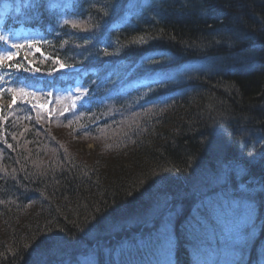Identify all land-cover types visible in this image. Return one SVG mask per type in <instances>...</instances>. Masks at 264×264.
<instances>
[{"label":"trees","instance_id":"1","mask_svg":"<svg viewBox=\"0 0 264 264\" xmlns=\"http://www.w3.org/2000/svg\"><path fill=\"white\" fill-rule=\"evenodd\" d=\"M188 1L175 0L157 9L159 15L103 49L98 39L104 32L102 16L113 0H98L89 4L92 10L99 4L95 23L86 32L67 25L51 61L59 63L73 50L80 53L82 63L112 54L127 59V52L153 43L167 44L177 56H205L229 44L236 20L258 36L262 45L258 55L248 51L251 63L243 69L226 76L219 72L202 76L193 93L153 105L124 123H110L115 131H131L126 139L130 141L116 140L91 158L89 151L86 155L66 151L58 139L60 132L69 135L64 141H73L78 134L83 144L96 131L82 135L91 121L71 123L43 111L19 126L12 118L1 117L0 139L8 140L12 150L0 164V264H80L90 252L98 264H148L156 257L153 234L169 214L180 243L178 263L194 264L196 254L192 257L186 251L193 235L185 233L186 221L196 201L218 187L226 165L243 161L252 174L262 177L252 186L264 187V23L254 20L264 14V0ZM175 9L180 14L164 23L162 11H168L167 19ZM192 9L196 15L188 12ZM209 9L224 18L217 32L207 30ZM101 106L128 114L125 103L105 101ZM140 119L141 125H132ZM254 136L259 138L257 146L250 144ZM229 177L234 181V175ZM258 195L262 198L264 191ZM139 237H149L150 245L115 257L112 250ZM252 262L257 264L258 259Z\"/></svg>","mask_w":264,"mask_h":264},{"label":"rangeland","instance_id":"2","mask_svg":"<svg viewBox=\"0 0 264 264\" xmlns=\"http://www.w3.org/2000/svg\"><path fill=\"white\" fill-rule=\"evenodd\" d=\"M142 8H143L142 4H135L134 2L130 6V10L136 12V14H138L142 10ZM14 41L15 40L13 39L7 38V42L9 43L8 48H10V45ZM201 63H203V65H200ZM263 65L264 63L261 64V66ZM204 66H206L205 61L198 62L197 64L189 63L184 67H182L183 69L180 68V71H186L190 69L192 73L190 76L188 77L178 76V78L174 79L171 82L165 83L162 86L156 88H150L147 91H144L142 95L167 97L171 92L179 93L181 96L182 95L186 96L188 94H191L193 93V91L197 90L196 87L199 85V83L202 82L203 80L202 76H205ZM230 68H235V67H230ZM230 68H227L226 71ZM219 70L222 71L221 69ZM215 72L216 71L211 68L209 73H215ZM191 77L193 78L191 79ZM223 91L226 93V95L229 94L227 92V89L224 88ZM142 99L144 100L145 98ZM132 102H135V100ZM244 120H246V118H244ZM141 123H143V120L140 119V121L132 125L136 126L138 124L137 126H139L141 125ZM115 129L116 127H113L112 125H108L102 129L96 130L95 132L89 134L90 137L86 136V138L82 140L84 142L83 144L81 143L80 138H76V137H74L73 141H64V139L65 140L69 139V135L68 134L61 135L60 131L63 130L59 129L60 135L58 136L59 137L58 139L61 140L63 145L62 147H64L66 151L69 152L71 150H76L78 152L80 151L84 155H86V151H89L91 158L96 156L98 151L109 148V145L115 143L116 140H118L119 143L121 142L127 143L130 141V140L127 141L126 139L128 138V135L132 133L131 131L125 129H123L122 131H115ZM111 130H114L116 134L113 135L114 132H112ZM93 136H102L103 138L93 137ZM258 143H259V138L255 136L250 141L251 145L254 144L253 146H257ZM71 145L73 147H70ZM111 151L112 150H108L107 153H110ZM121 159L124 158H118V160ZM228 168H230L229 171ZM247 171H248V167L246 164H244V162L234 167L229 166V164H227L224 169V172L222 173L218 181V186L220 187V189H225L226 191L223 193V191L221 190L219 196L215 200H210V201L203 200L204 203L195 205L192 208L191 217H189L188 221H186V231H185L186 234H193L191 237L192 243L189 245V247L195 244L197 238L199 240H208V238H212L208 246L205 248L206 250L209 246L214 244L218 239L216 238L218 234L213 233L212 231L216 230L217 226H220L217 227L218 232L221 233V231L225 229L227 236L231 234L243 238L244 245H248L249 247L258 245L260 251L264 249V225L263 222H261V220L259 219L260 213L261 214L264 213V196L260 198V196L258 195L259 190L264 191V187L260 186V189L258 190L259 187L252 186L251 181H257L258 179L257 178L255 180L254 178L252 179V176L251 177L248 176ZM79 173L81 174L82 171L79 170ZM242 173H246V175H243ZM230 175H234V181H233L234 185L231 186L233 188L232 191L234 192L232 193L230 192L231 189L227 191V187L226 188L224 187V183ZM246 177L248 179L245 182L244 179ZM249 179L252 180L250 181ZM249 181L250 183H248ZM199 210L205 212H202L200 214ZM170 216H171L170 214L167 215L161 221L160 226L156 227L157 232L156 235L154 236V242L156 245V249L154 250V255L156 257L155 258L150 257L156 263H164L169 260H172L174 258L173 249L176 247V245L179 242V239L175 231V227L173 226V221ZM205 219L210 220V222L205 224L204 223ZM213 221H216V223L214 224ZM149 240H150L149 237L140 238L138 242L134 243L132 246L130 245V247L127 246V244H125L123 246L124 248H122L121 251L123 250L124 253L126 252L128 253L130 249L131 250L135 249L138 251L139 249L143 250L146 243L150 245ZM246 241L249 242L250 244H246ZM252 242L254 243L251 244ZM249 247L247 248V250H249ZM211 251L214 252L215 250H211ZM260 251L259 253H261ZM210 261H213V258L210 259ZM82 263L97 264V259L93 257H89L86 261L82 260Z\"/></svg>","mask_w":264,"mask_h":264},{"label":"bare ground","instance_id":"3","mask_svg":"<svg viewBox=\"0 0 264 264\" xmlns=\"http://www.w3.org/2000/svg\"><path fill=\"white\" fill-rule=\"evenodd\" d=\"M54 1V0H50ZM188 1V0H185ZM209 1V0H208ZM189 2V1H188ZM185 4V3H184ZM201 5H205V2L201 3ZM209 4L207 3L206 6ZM187 7V5L185 4ZM194 7H197L193 5ZM214 7V6H213ZM188 8H182V10H188ZM214 10V9H213ZM209 9V13L207 14L210 22H207V30H213V32H217V26L220 25V23L223 22L224 18L223 16L215 15L212 13V11ZM163 13L160 14L161 20H165L164 23H168L170 19L173 18V16H178L180 14L179 9H175L174 11H171L172 14L170 15L169 18H165V15L168 11H162ZM189 13H192L193 15H196V11L192 9V11H188ZM208 12V11H207ZM159 15V14H157ZM164 15V18H163ZM254 20L257 22V24H263L264 23V14L259 13V15L254 16ZM148 22V21H146ZM228 24V22H227ZM247 24V23H246ZM231 40L229 41L228 45H219L218 47L223 49H217L214 50L213 52L207 53L205 57L202 58L203 61H205L206 66H204L205 70L204 73L205 75H210L213 73H209L211 68L215 70L216 72H219L218 74H232L235 71H238L240 68L243 69L245 67V64H250L251 61L248 59L246 53L248 51H252L255 55H258V51H260L259 46H262L259 38L256 34L253 32H248L246 31L242 26H240L239 20H236V22L231 25ZM192 41H189L187 44H192ZM185 44V45H187ZM163 46L172 51L173 49L168 46L167 44H163ZM184 46V45H182ZM180 46V47H182ZM245 63V64H243ZM242 66V67H241ZM230 67H235V68H230ZM227 68H230L226 71ZM221 69L222 71H220ZM225 69V70H223ZM215 72V73H216ZM204 75V74H203ZM243 161H234L235 164H242Z\"/></svg>","mask_w":264,"mask_h":264},{"label":"snow or ice","instance_id":"4","mask_svg":"<svg viewBox=\"0 0 264 264\" xmlns=\"http://www.w3.org/2000/svg\"><path fill=\"white\" fill-rule=\"evenodd\" d=\"M65 23H68V21H65ZM77 25L73 24V27H76ZM0 41L4 42L5 44L7 43V38L0 35ZM12 47L16 48V47H19L18 45L16 44H13ZM37 51H39V49H37ZM17 55V53H5L3 55H0V66H3L4 65V61L5 60H13L15 58V56ZM8 67H13V65L9 64L7 65ZM15 68L17 70H19L20 68V65L17 64L15 65ZM0 79H3L2 77H0ZM13 101H15V96H13Z\"/></svg>","mask_w":264,"mask_h":264}]
</instances>
